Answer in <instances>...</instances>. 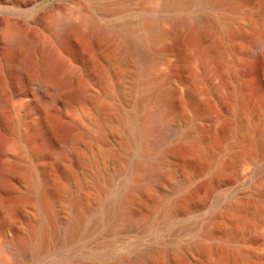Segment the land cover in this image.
I'll list each match as a JSON object with an SVG mask.
<instances>
[{
  "label": "rangeland",
  "instance_id": "1",
  "mask_svg": "<svg viewBox=\"0 0 264 264\" xmlns=\"http://www.w3.org/2000/svg\"><path fill=\"white\" fill-rule=\"evenodd\" d=\"M147 24L165 35L141 65L121 36ZM263 34L264 0H0V264H264ZM49 49L57 65L43 83ZM163 76L170 106L156 134L175 131L162 147L174 156L150 190L133 193L132 221L104 223L117 187L136 175L104 183L109 169L139 161L129 117L158 108L136 110L134 85ZM39 184L58 235L22 261L5 244L40 220ZM66 195L98 221L67 243Z\"/></svg>",
  "mask_w": 264,
  "mask_h": 264
},
{
  "label": "bare ground",
  "instance_id": "2",
  "mask_svg": "<svg viewBox=\"0 0 264 264\" xmlns=\"http://www.w3.org/2000/svg\"><path fill=\"white\" fill-rule=\"evenodd\" d=\"M228 1L229 0H213V3L222 5ZM182 25V20H175L172 26L173 31H176ZM66 29L73 30L75 32L78 31V28L71 25H67ZM98 33L101 35H105L106 32L104 30H99ZM164 35L165 33L160 31L154 25L147 24L144 26L143 35L138 37H130L126 34H123L121 38L125 48L127 47L131 50L130 56H132L135 62L141 65H147V63L151 59L158 57V53L152 49V41ZM260 38L262 39V44L264 45V34L260 36ZM9 39L10 44H24V41L22 39L13 35H9ZM78 45L79 48L86 49L87 41L84 38H80ZM54 65H57L56 52L53 49L44 51L43 68L41 72V81L43 83L50 82V73H48V71L53 68ZM160 80H163V82L168 81L167 77L163 76L161 77V79H149L148 81L145 80V82H142L141 84L137 83L134 85V88L139 94L134 102H132V105L136 110H140L145 104L152 101H155V103L158 104V108L152 112H148L142 115V117L140 118H136V114L129 117V121L131 122L132 126L131 131H128V138H130L131 141L140 144V152L138 154L139 161L135 162L132 166H130L129 169H122L118 167L109 169L108 172H106L107 174L104 183L107 185V187H110L112 182L114 183L113 179L115 177H123V175L128 176V174L133 170L136 171V175L133 180L129 181L125 185L124 188H122L123 185L117 187L118 189L116 190V193L112 199V202L109 204V207H104L105 215L102 220L104 223L108 224L113 220L132 221L135 218H133L132 216L133 210L131 208L133 202V193L150 190L158 180L157 171L160 172L162 170H165L167 166L164 160L168 157L174 156V153L165 151L162 149V147L174 135L173 132L175 131L172 132L170 129L164 128L162 131H160L159 134H156L158 132L159 126H161V117L164 111H166L170 106V91L162 85H159V82H161ZM76 95L78 96V98H85L83 88L76 92ZM150 154L151 156L152 154H156V160L147 163L146 167H143L142 161H144L146 156H149ZM93 179L94 181H97L96 178ZM1 185L2 181L0 180V187ZM97 188H99V186H97ZM101 191L102 189H100V192ZM33 193L39 207L40 220L29 229L27 236H25L23 239L16 242L12 241L13 243H8V245L5 244L7 248L10 251L12 250L22 261H24V259H26L28 255L35 256L41 253L45 248H47V246L49 245V241L51 239H56L58 235V231L54 227L55 217L53 213V202L50 200V198L47 197L44 189L40 184L35 186ZM67 196L68 195H66L65 197L67 198ZM66 198L64 200L68 203L67 205L71 207L72 213L70 219L64 222L60 229V231L62 232L63 241L65 243L71 241L78 235L82 225L85 222H87V230L93 229L98 223L97 219L93 218V216L92 219L91 217H89L90 210L79 211L77 208L78 201ZM5 245L4 247L6 248ZM27 253L29 254L27 255ZM147 256L148 255H146V257ZM143 260H145V258ZM128 263L130 262H127V260H125V262L123 261L119 264Z\"/></svg>",
  "mask_w": 264,
  "mask_h": 264
}]
</instances>
